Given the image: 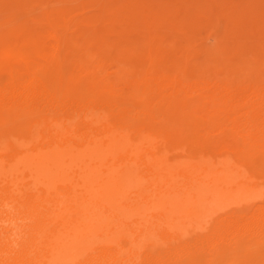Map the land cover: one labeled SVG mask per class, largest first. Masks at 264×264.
Listing matches in <instances>:
<instances>
[{"label":"bare ground","instance_id":"1","mask_svg":"<svg viewBox=\"0 0 264 264\" xmlns=\"http://www.w3.org/2000/svg\"><path fill=\"white\" fill-rule=\"evenodd\" d=\"M47 1L0 0V264H264V44L213 59L264 0L157 5L136 43L111 1Z\"/></svg>","mask_w":264,"mask_h":264},{"label":"rangeland","instance_id":"2","mask_svg":"<svg viewBox=\"0 0 264 264\" xmlns=\"http://www.w3.org/2000/svg\"><path fill=\"white\" fill-rule=\"evenodd\" d=\"M34 1H35V0H34ZM36 1H39V0H36ZM43 1H47V0H43ZM48 1H49V3H50V0H48ZM48 1H47V3H48ZM51 1H52V0H51ZM63 1H65V0H63ZM68 1H69V2H73L72 0H66V2H68ZM80 1H83V4H84V5H87V4L90 2V0H85V1H84V0H80ZM110 1H111V4H113V5L116 6V7H115V6H113V5L110 4L111 7H112V10L115 9L116 11H119V12H118V14H117L116 11L114 12V10H113L114 15L116 16V18H115V17L112 18L113 20L111 19V17L114 16V15H111V17L109 16V20H108V19H105V21L101 20L102 22H100V23L98 22L99 20L96 21L94 27H95V28H98V30H99V28L101 29V26L96 25L97 23H99V24L102 25V23L104 22L105 24L103 23L104 25H102V26L104 27L106 24L108 25V24H111V23H112V24L116 23L117 19H118V21H119V22L117 21V22H118L117 25H116V24H114L115 26L112 25V24H111V25L115 27V28L112 27L113 29H116V28L118 29V25H119L120 21L122 22V19H124L127 23H126L125 21H123V23H121V24L119 25V27H120L121 25L124 26V23H126L127 25H125V26H127V27H126L127 29H126V28H122V29H126V30L128 31L130 28L135 27V25L137 24L136 21H139V19H140V17H141L142 15H145V16L147 15L146 17L149 16V17H151V18L157 19V20H155L156 23H157V21L160 22V20H161V21H164L165 18H162V19H163V20H162V19H160V17H158V16L156 15L157 12L161 11L160 8H161V9H162V8L164 9V10H163L164 13H165V10H166V13H169V14L172 13V14H171L172 16H175V17L177 16L176 18H177L178 21H180V23H188V22H189V19H191L190 22H191V21H194L193 19H194L195 17H194V18H191V17H193L194 15H196V16H197V15H202V13H204V12H203V9H201V8H202V4L204 3V0H201V1L198 0V1H196V2H200V3L197 4L198 6L196 5V7H195V12H194V15H193V16L191 15V14H192V11H194V10H193V9H194L193 6H195V2H194V5L191 6L193 0H177V1H176V0L174 1V0H173V1L171 2L172 4L170 3L171 0H167V1H169V2H167L166 0H160V2H159V0H156V1L159 2L160 4H157V2L154 3L155 0H153V3H151V2H150L151 0H150L149 3H151V4L147 3L148 0H147V1H146V0H141V1H144V2H145V3H144V6L146 5L145 7H146L150 12L147 11V10L144 8L146 11H145L144 9H143V10L145 11L146 14L141 13V14L138 15V18H137L136 16H134L135 20L132 21L134 18H132V20H131L130 17H131L132 15H134V13H135V11H136V10H134V8H133V6H134L133 3H135V2L137 3V2L140 1V0H134V1H133V0H127V2L129 1L131 4H130L129 2L126 3V7L124 6V4H125L124 2H126V0H125L124 2H123V0H108V2H110ZM131 1H133V2H131ZM161 1H162V2H161ZM165 1H166V4L168 3V6L171 5V7H169V8H171L170 10L165 9V8L168 7L167 5L164 6ZM187 1H188V2L190 1L188 6H191L190 8H193V9H189L188 6H185L186 8H183V7H184V6H183L184 3H187ZM206 1H207V0H206ZM215 1H216V2H215L216 7L219 8V7L221 6L220 3H222L223 6H224V5H225V6H230V5L233 4L234 2H237L238 0H231V1H230V0H227L226 2L229 1L228 3H225V0H221V1H219V0H215ZM218 1H219V2H218ZM243 1H244V2H243ZM249 1H250V0H240V1L237 2V5H240L241 3H245V2L247 3V2H249ZM54 2H55V0H53V3L51 2L50 4L53 5ZM84 2H85V3H84ZM86 2H87V3H86ZM108 2L105 0V3H108ZM120 2H121L123 5L120 4ZM163 2H164V3H163ZM173 2H175L176 4H175V3L173 4ZM209 2L211 3V1H209ZM230 2H231V4H230ZM36 3L39 4L38 2H35V4H36ZM41 3H42V2H40L39 5H37V4L35 5V6H37V8L39 9V11H38V10L36 9L35 6L32 7V6L34 5V3H32V1H31V4H32V5L30 4V5H31V8H30V9H34V8H35V9H34V12H37V11L40 12L41 9H44V5H45V2H44V4L42 3V5H43V7H42ZM47 3H46V5L49 4V3H48V4H47ZM55 3H56V4H54V5L59 7V5H57V2H55ZM59 3H60V0H59ZM142 3H143V2H142ZM169 3H170V5H169ZM190 3H191V4H190ZM262 3H264V1H262ZM50 4H49V5H50ZM118 4L120 5V7H121V6H124V7H121V8H120V9L123 8L121 11H120L119 7H118V10H117V5H118ZM152 4H153V5H152ZM182 4H183V5H182ZM226 4H227V5H226ZM234 4H236V3H234ZM54 5H53V6H54ZM119 5H118V6H119ZM150 5H151V7L148 8ZM154 5H156V7H155L156 9H154ZM157 5H158V7H160V8H158L159 11H158V9H157ZM159 5H160V6H159ZM162 5H163V6H162ZM131 6H132V7H131ZM161 6H162V7H161ZM174 6H177V9H176V7L174 8ZM223 6H221L220 8L222 9ZM29 7H30V6H29ZM29 7H28V9H29ZM45 7H46V6H45ZM79 7H80V6H79ZM127 7H131V9H129V11H128V8H127ZM164 7H165V8H164ZM40 8H41V9H40ZM132 8H133V9H132ZM151 8L153 9L154 12L157 10V11L155 12V15H154L153 11L151 10ZM187 8H188V11L191 12V14L189 13L191 17L188 16L186 13H184L186 16H185V15L182 16L184 9H187ZM30 9H29V10H30ZM78 9H79V8H76V10L74 11V14H76L77 16H81L80 14L85 13V12H83V11H85V9H83V10H81V9L78 10ZM174 9H175L176 11H175ZM199 9H200V11H201L202 13L199 11ZM86 10H88V9H86ZM124 10H125V11H124ZM126 10H127L128 12H127ZM130 10H131V12L133 11L132 14H131ZM172 10L174 11V13H176V14L180 13V14L175 15V14L173 13ZM191 10H192V11H191ZM222 10H223V9H222ZM72 11H73V10H72ZM109 11H110V10H109ZM123 11H124V12H123ZM151 11H152V12H151ZM168 11H170V12H168ZM171 11H172V12H171ZM185 11H186V10H185ZM188 11H187V12H188ZM198 11H199L200 13H197ZM29 12H32V11H29ZM122 12H123V13H122ZM181 12H182V14H181ZM223 12L227 13L226 11H222V12H220V13H223ZM115 13H116V14H115ZM126 13H127V14H126ZM195 13H196V14H195ZM220 13H219V14H220ZM129 14H131V16H130ZM150 14H151V15H150ZM152 14H153L155 17H156V16H157V17H156V18L153 17ZM117 15H118V16H117ZM121 15H122V16L124 15V17L122 18ZM180 15H181V16H180ZM209 15H210V13H209L208 15H207L206 13H204L200 18L203 17V20H205L206 23H207ZM221 15H222V14H221ZM240 15H241V13H240ZM179 16H180V17H179ZM184 16L186 17L185 20H184V18H183ZM222 16H223V15H222ZM262 16H263V17H262ZM119 17L122 18V19H119ZM143 17H144V16H142V18H143ZM189 17H190V18H189ZM198 17H199V16H197V18H198ZM251 17H252V19H250ZM114 18L116 19V21L114 20ZM126 18H127V20H129V22L126 20ZM136 18H137L138 20H137ZM142 18H141V19H142ZM197 18H195V20H197ZM200 18H199V22L201 23V21H203V20L200 19ZM242 18H246V19H242ZM110 19H111V20H110ZM158 19H159V20H158ZM238 19H239V18H238ZM238 19H237V20H238ZM257 19H258V20H257ZM263 19H264V13H263V12H259V11L256 10V11L254 12V14H252V15H247V16H245V15L242 14V16H240V19H239L240 22H239V20H238L237 22H235V23L233 24L232 28L226 33V34H228V35H227L224 39L220 37V33H219L218 31H215L216 34L214 33V34H215L214 36L216 37V38H215V39H216V43L220 44V47H218L217 52H215V55H214L213 59L215 58L214 60L219 61V62H223V63H232V62L236 63V62L241 61L243 58L247 59L248 61L256 60L257 57L260 58V56H259L260 53H259V55H258V54H257L256 52H254L253 50H255V48H256V49H257V48H260V47H261V44H264V42L261 43V42H262V39L264 38V37H263V36H264V32L262 33L263 30H262V31H259V30H261V29H260V26H262L261 28L264 27V25L261 24V23L264 22ZM107 20H108L109 22H108ZM130 20H131V21H130ZM152 20H153V19H152ZM200 20H201V21H200ZM249 20H250V21H249ZM261 20H263V21L261 22ZM110 21H114V22H111V23H110ZM187 21H188V22H187ZM197 21H198V20H197ZM205 21H204V22H205ZM246 21L248 22V24H245V23H247ZM259 21H260V22H259ZM107 22H108V23H107ZM130 22H131V23L136 22V23H135L134 26H131ZM204 22H203V23H204ZM238 22H239L240 25H241V23H242L243 25L245 24L246 26L244 25L243 27H244V28H247V29H244V28H242V26H240V29H244L242 32H240V31H239L240 29H238V28H239V27H238V26H239V25H238ZM154 23H155V22L153 21L152 26H149V27L152 28V29H154V28L156 27L155 25H157L156 23H155V24H154ZM255 23L257 24L258 28H256L257 26H255V25H256ZM258 23H259V25H260V24H261V25L259 26ZM128 24H129V25H128ZM153 24H154L155 27L153 26ZM158 24H159V23H158ZM160 24H161V23H160ZM164 24H167V22L165 21ZM236 24H237L238 26H236ZM250 24H251V25H250ZM107 25H106L105 27H106V28H110V27L107 26ZM111 25H110V26H111ZM167 25H168V24H167ZM167 25H166V27H167ZM247 25H248V26H247ZM96 26H98V27H96ZM116 26H117V27H116ZM125 26H124V27H125ZM103 27H102V30L106 29L105 27H104V28H103ZM121 27H122V26H121ZM121 27H120V28H121ZM129 27H130V28H129ZM138 27H141V28H142V26H138V25H136V28H138ZM153 27H154V28H153ZM157 27H158V26H157ZM159 27H160V25H159ZM159 27H158V30H159ZM161 27H162V29H161ZM161 27H160V30L163 31V29L165 28L164 25H161ZM236 27H237V29H236L237 31L235 30ZM248 27H249L251 30H254V31L252 32L251 30H249ZM253 27H254V28H253ZM128 28H129V29H128ZM117 29H116V30H117ZM122 29H120L121 32H122ZM152 29H150V30H152ZM156 29H157V28H156ZM258 29H259V30H258ZM120 30H118V31H120ZM136 30H137V29H135V30H134V29H133V30L131 29V31L129 30V31L131 32V34H133V36H131V37L129 36V38L126 37V36L131 35V34H130V33H129V34H126V31H125V32L123 31V33L126 34L125 37H124L125 34H124L123 37H122V38H124L123 41H125V42L128 41V42H129V40H131V39H132V40H131L132 42L130 41L129 43H133V42L136 43V41H139L140 35H141L143 32H141V30H139V28H138V31L141 32L140 35H139V33H137L138 31L136 32ZM154 30H155V29H154ZM154 30H153V31H154ZM165 30H167V29H165ZM165 30H164V31H165ZM246 30H247V31H246ZM256 30H257L258 32L261 33V34H259L258 38H256V37H257L256 35H258L257 32H256ZM129 31H128V32H129ZM142 31H144L143 28H142ZM249 31H251V32H249ZM132 32H133V33H132ZM207 32H208V31H206V33H207ZM217 32H218V33H217ZM246 32H249V34L247 35ZM255 32H256V33H255ZM117 33H119V32H117ZM235 33H237V34L234 35V37H233V34H235ZM239 33L242 34L244 37L239 36V35H240ZM251 33L254 34V35H251ZM135 34H138V35H137V36H134ZM255 34H256V35H255ZM118 35H119V34H118ZM230 35H231V36H230ZM237 35H238L239 37H238ZM235 36H236V37H235ZM251 36H252V37H251ZM260 36H261V37H260ZM126 38H127V40H126ZM259 38H261V39H259ZM242 39H243V40H242ZM263 41H264V39H263ZM223 46H224V47H223ZM253 47H255V48L253 49ZM250 49H252V50L250 51ZM230 51H232V53H231ZM247 51H248V52H247ZM217 57H218V58H217ZM221 58H222V59H221ZM226 58H227V60H226ZM229 58H230V59H229ZM251 59H253V60H251ZM224 65H225V64H224Z\"/></svg>","mask_w":264,"mask_h":264}]
</instances>
